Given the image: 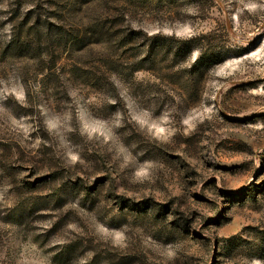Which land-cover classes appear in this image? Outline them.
Listing matches in <instances>:
<instances>
[{"label": "rangeland", "instance_id": "374dc122", "mask_svg": "<svg viewBox=\"0 0 264 264\" xmlns=\"http://www.w3.org/2000/svg\"><path fill=\"white\" fill-rule=\"evenodd\" d=\"M0 264H264V0H0Z\"/></svg>", "mask_w": 264, "mask_h": 264}, {"label": "trees", "instance_id": "16d2710c", "mask_svg": "<svg viewBox=\"0 0 264 264\" xmlns=\"http://www.w3.org/2000/svg\"><path fill=\"white\" fill-rule=\"evenodd\" d=\"M208 35L192 36L186 41L184 45H175L170 47L169 51L174 53V57L179 56L185 49L188 48L191 52L196 48L199 52V56L192 63V76L199 77L203 69L211 68L213 65L222 62L225 50L223 46L213 44L210 42ZM153 38V39H152ZM205 38V40H202ZM151 40H157V37H151ZM168 59V58H167Z\"/></svg>", "mask_w": 264, "mask_h": 264}]
</instances>
